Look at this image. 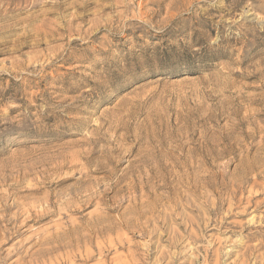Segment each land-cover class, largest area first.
<instances>
[{"label":"rangeland","instance_id":"obj_1","mask_svg":"<svg viewBox=\"0 0 264 264\" xmlns=\"http://www.w3.org/2000/svg\"><path fill=\"white\" fill-rule=\"evenodd\" d=\"M45 197L0 264H264V0H0L5 222Z\"/></svg>","mask_w":264,"mask_h":264},{"label":"bare ground","instance_id":"obj_2","mask_svg":"<svg viewBox=\"0 0 264 264\" xmlns=\"http://www.w3.org/2000/svg\"><path fill=\"white\" fill-rule=\"evenodd\" d=\"M17 11V10H16ZM11 26L12 27V23L11 24H8V25H5L3 26L2 28H5V27H9ZM54 31V30H53ZM57 31V30H56ZM55 32V31H54ZM56 34V33H55ZM54 34V36H55ZM32 35V33H31ZM31 35H28V36H31ZM37 34H34V36H36ZM51 36V35H50ZM45 37V36H44ZM52 37V36H51ZM34 39V38H33ZM41 40H43V37H40L39 39H34L32 41H36V42H41ZM31 41V40H30ZM25 43V41H24ZM30 43V42H29ZM109 151V150H108ZM105 153V152H104ZM103 153V154H104ZM108 155V154H106ZM103 156V155H101ZM111 156V155H110ZM100 157V155H99ZM107 157V156H106ZM106 157H104L103 159H105ZM90 158V157H89ZM101 158V157H100ZM108 158V157H107ZM112 159V157L109 159V161ZM99 160V159H98ZM107 160V159H106ZM105 160V161H106ZM114 160V158H113ZM107 161V162H109ZM113 163V162H111ZM110 164V163H109ZM112 169V168H111ZM109 169V170H111ZM83 171V170H82ZM108 174V173H107ZM110 175V174H109ZM108 175V176H109ZM112 175V174H111ZM117 183V181H115V184ZM118 184V183H117ZM116 184V185H117ZM20 189V188H19ZM115 190V189H113ZM50 195V194H49ZM56 200V199H55ZM113 200V199H112ZM3 201V200H2ZM43 201L45 202L46 205H43L39 206L40 208H37V206L35 204H29V205H26V206H22V210H20L21 212H14L15 214L10 218L8 219V223L5 222L4 218L6 216V214L8 213L7 211H9L13 206H14V203H10V204H2L0 205V242L2 240H5L7 239L9 236L17 233L19 230L18 228H16V226H19L17 225L18 222L19 224L21 225L22 223H26V222H34V221H39V220H45L49 217V215H51V211L48 209V206L51 207V204L53 203V201L51 202V199L49 200V197H45L43 198ZM101 201V200H100ZM92 202V200H91ZM96 202H99V201H96ZM23 203V202H22ZM16 204V203H15ZM69 205V204H68ZM71 205V204H70ZM88 205V204H87ZM21 206V205H20ZM19 206V207H20ZM21 208V207H20ZM72 208V206H71ZM80 208V207H79ZM79 208H73L74 210L71 211V213H78L80 212L81 210ZM59 209V208H58ZM64 209V208H63ZM19 210V209H18ZM53 210V209H51ZM17 211V210H16ZM55 211V210H54ZM59 211V210H58ZM65 211V210H64ZM61 212V210L59 211ZM63 212V211H62ZM70 212V211H69ZM23 215V218H21V220L19 221V217L18 215ZM62 214V213H61ZM21 217V216H20ZM51 219V218H50ZM49 240V239H48Z\"/></svg>","mask_w":264,"mask_h":264}]
</instances>
